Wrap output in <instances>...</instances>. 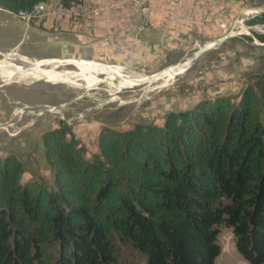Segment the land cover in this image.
I'll return each instance as SVG.
<instances>
[{
	"label": "trees",
	"instance_id": "1",
	"mask_svg": "<svg viewBox=\"0 0 264 264\" xmlns=\"http://www.w3.org/2000/svg\"><path fill=\"white\" fill-rule=\"evenodd\" d=\"M41 141L51 185L0 154V264H128L125 245L144 254L138 264H215L223 225L246 261L264 262V71L162 123L102 124L90 156L63 119Z\"/></svg>",
	"mask_w": 264,
	"mask_h": 264
},
{
	"label": "rangeland",
	"instance_id": "2",
	"mask_svg": "<svg viewBox=\"0 0 264 264\" xmlns=\"http://www.w3.org/2000/svg\"><path fill=\"white\" fill-rule=\"evenodd\" d=\"M227 2L243 5L246 12H252L249 13L247 23L261 24V22H251L250 19L258 14L253 12L254 9L264 8V0H227ZM43 17L45 16L33 20ZM0 22V63L8 60L19 66L30 67L33 63L40 64L54 59H81L123 67L111 63V60L104 62L97 58L94 60L85 57L75 58L74 52L70 51L61 39L49 37L42 31L36 38H28L26 28L23 27L24 20L4 8H0ZM258 27H255L253 32L264 34V31L259 30V28L264 30V27L261 25ZM250 41L252 42L250 46L253 48L251 55L256 61V69L240 75L242 83L239 84V90L252 81L255 74L264 71V44H256L252 37ZM241 59V56L236 58L240 65H242ZM180 61L164 68L175 66L173 64ZM44 68L55 69L66 80L57 81L44 77L6 84L0 78V124L7 127H0V154L12 151L22 160L23 179L34 177L46 184H52L53 171L45 160L41 133L48 127L56 126L60 119L69 123L72 130L79 134L77 138L83 144L88 156L95 152L97 134L102 124L127 128L136 122H161L163 119L164 114L160 113L164 111L160 105V95L156 94L158 90L153 89L151 83L146 87L145 83L129 87L122 79L117 78L114 82L95 84L86 79H67L66 76L70 72L81 71L74 64H62L59 67L50 65ZM124 73L132 75L126 71ZM15 74L18 72L12 71L10 75L14 77ZM172 76L170 74L161 80L167 83L174 80ZM216 84L221 85V82ZM218 241L220 252L215 264H250L236 250L230 226H221ZM120 255L128 264L142 263L145 259L144 254L128 245L121 246Z\"/></svg>",
	"mask_w": 264,
	"mask_h": 264
},
{
	"label": "crops",
	"instance_id": "3",
	"mask_svg": "<svg viewBox=\"0 0 264 264\" xmlns=\"http://www.w3.org/2000/svg\"><path fill=\"white\" fill-rule=\"evenodd\" d=\"M155 6L156 9L150 15V24L145 30L137 33L124 31L119 36L112 34L110 29L111 16L107 20L82 18L75 21L69 18L56 20L47 15L39 20L23 22V27L26 28L28 38H36L42 31L49 37L61 39L62 43L74 52L75 58H93L92 60L97 58L104 62L111 60V63L123 65L124 68H121L132 75L146 74L148 76V74H154L153 72H160L171 63L182 60L173 64L175 66L166 67L168 70H165L160 78L143 80L146 81L145 87L151 83L153 89L158 90L156 94L160 95V105L164 109L160 113L163 114L167 110L189 107L200 98L212 96L217 92H237L239 84L242 83L240 75L256 69V61L251 55L253 48L250 46L252 44L250 36L234 35L212 42L216 36L215 32L199 34L186 31L175 38L173 30L167 29L169 25L162 21L161 4H155ZM225 6V12L230 15H235L244 8L239 4H225ZM166 32H169L172 37L164 38L163 35ZM134 34L138 40L124 52L117 50L121 41L133 39ZM194 40H197L204 48L195 61L181 72L189 61L187 57L192 56L200 47L193 45ZM162 43H164L163 46ZM238 56L242 57V65L236 60ZM174 73H176L174 80L162 82L161 79ZM217 82H221V85H217ZM162 121L163 119L157 123Z\"/></svg>",
	"mask_w": 264,
	"mask_h": 264
},
{
	"label": "built area",
	"instance_id": "4",
	"mask_svg": "<svg viewBox=\"0 0 264 264\" xmlns=\"http://www.w3.org/2000/svg\"><path fill=\"white\" fill-rule=\"evenodd\" d=\"M155 4H161L162 21L169 25L167 29L173 30L175 38L186 31L199 34L215 32L216 36L212 42L222 37L244 34L250 35L256 44H264V40L253 32L257 26L264 27V23H247L249 13L252 12H246V8L239 10L235 15L225 12V4H231L227 0H70L68 4L62 0H41L30 8L17 11L2 6L0 8L6 9L26 23L34 18L47 15L56 20L69 18L75 21L82 18L107 20L111 16L110 29L112 34L119 36L124 31L137 33L145 30L150 24L151 12L156 9ZM242 25H245L246 29H243ZM259 30L264 31L263 28ZM135 35L133 39L121 41L117 50L124 52L134 41L138 40ZM163 36L164 38L172 37L169 32ZM193 42L194 45L200 46L197 40ZM188 57L190 59L191 56ZM0 127L7 128L3 124H0ZM8 133L14 135L12 132ZM73 133L75 137L79 136L74 131Z\"/></svg>",
	"mask_w": 264,
	"mask_h": 264
},
{
	"label": "bare ground",
	"instance_id": "5",
	"mask_svg": "<svg viewBox=\"0 0 264 264\" xmlns=\"http://www.w3.org/2000/svg\"><path fill=\"white\" fill-rule=\"evenodd\" d=\"M260 8L254 9L253 12L259 11ZM243 29H246L245 25H242ZM14 60V59H13ZM189 62V61H188ZM187 62V64H188ZM62 64H74L75 66L80 68V72L73 71L70 72L66 77L67 79H86L92 83L100 84L103 82H114L117 78L122 79L127 86L131 87L134 85L145 83L144 79H157L160 78L165 70V68L160 72H156L152 75H128L124 73V69L121 67L113 66L110 64H98L97 62H87L84 60L78 59H54L48 60L46 62L37 64L33 63L30 67L19 66L15 62H10L8 60H4L0 63V78L6 84H10L16 81H26L29 79H39V78H52L57 81H65L63 76H60L61 73L57 72L55 69H47L45 66L55 65V67H59ZM187 66V65H186ZM186 66L181 71L183 72L186 69ZM177 69V68H176ZM13 72H18L12 77L10 74ZM179 72V73H181ZM14 74V73H13ZM103 75L100 77L99 75ZM175 74H172V79L175 78ZM149 81H147L148 83ZM126 88V87H123Z\"/></svg>",
	"mask_w": 264,
	"mask_h": 264
},
{
	"label": "water",
	"instance_id": "6",
	"mask_svg": "<svg viewBox=\"0 0 264 264\" xmlns=\"http://www.w3.org/2000/svg\"><path fill=\"white\" fill-rule=\"evenodd\" d=\"M262 11H264V8H260L258 12H262ZM220 39H222V38H219V40H220ZM203 48H204V46H200V47L197 48V50H196V51L193 53V55L190 57L189 62H188V64H187L186 68H187L188 66H190V65L195 61V59L197 58L198 54L203 50ZM217 94H222V93L217 92V93H215V94H213V95H217ZM213 95H212V96H213ZM207 97H208V96H207Z\"/></svg>",
	"mask_w": 264,
	"mask_h": 264
}]
</instances>
